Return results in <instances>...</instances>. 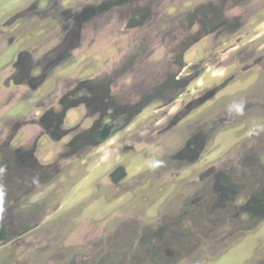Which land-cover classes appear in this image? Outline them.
Masks as SVG:
<instances>
[{"label":"rangeland","instance_id":"obj_1","mask_svg":"<svg viewBox=\"0 0 264 264\" xmlns=\"http://www.w3.org/2000/svg\"><path fill=\"white\" fill-rule=\"evenodd\" d=\"M263 185L264 0H0V264H264Z\"/></svg>","mask_w":264,"mask_h":264},{"label":"flooded vegetation","instance_id":"obj_2","mask_svg":"<svg viewBox=\"0 0 264 264\" xmlns=\"http://www.w3.org/2000/svg\"><path fill=\"white\" fill-rule=\"evenodd\" d=\"M51 127H54V128L58 127L59 128L58 125L51 126ZM115 127L116 126L114 124H102V125L96 124V125H93L91 127H88L87 128V134H85L83 136L82 135L80 136L81 142L84 143V145H86V146H84V149H87V148L88 149H92V148H94V146H97L98 145L97 143L99 142V139H104V138H106V136H109L110 132H111V129L115 128ZM87 145H91V146H87ZM114 170H116L115 173L114 172H110L109 173V176H112L113 179H114V176H117L118 174L121 173V172H119L118 168H115ZM50 174H51V172H50ZM45 175H47V173ZM215 177L218 178V176H215ZM220 184L221 183L218 182V185H220ZM238 186H243L244 187V185L240 184V183L238 184ZM213 187H214V189L217 188V184L214 185ZM220 190L222 192L220 195L225 197L224 193L226 192V189L220 188ZM236 191H237V193L241 192V190L239 188H237V190H234L233 193L236 192ZM256 192L258 193V195H256V199H255L256 202L257 201L258 202H260V201L264 202V200H262V199H264V185L259 187L258 190H256ZM219 199L221 200V198H219ZM252 202H254V200H253V196L250 194V199L248 200V206L247 207L252 208V210L250 209L251 211H255V210H257V206H256L255 202H254L255 205L250 204Z\"/></svg>","mask_w":264,"mask_h":264}]
</instances>
